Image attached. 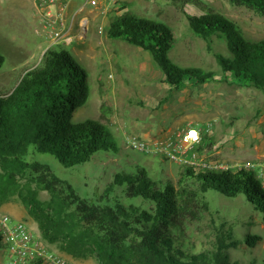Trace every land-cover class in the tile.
<instances>
[{
	"label": "rangeland",
	"instance_id": "1",
	"mask_svg": "<svg viewBox=\"0 0 264 264\" xmlns=\"http://www.w3.org/2000/svg\"><path fill=\"white\" fill-rule=\"evenodd\" d=\"M73 1L71 14L84 2ZM200 1L233 22L245 40H264V18L252 10L232 5L229 0ZM29 2L0 0V54L4 59L0 68V94L9 93L23 70L39 63L50 42L40 13V24L36 26L31 19L19 14V10L29 13ZM124 7L129 14L166 24L173 34L170 59L182 68L212 72L214 80L196 84L195 80L186 79L182 88L172 90L148 52L106 36L114 12L102 19V15L96 16L97 10L92 9L87 14L90 8L86 7L76 17H70L71 14L65 17L71 43L61 42L51 48L68 51L87 75L88 99L72 112L70 122L105 124L118 150L98 151L90 161L69 168L63 167L51 155L37 153L31 147L24 159L48 165L58 178L67 181L81 198L90 202L99 200L115 174L129 173L136 167L143 168L148 178L160 188L171 183L176 189L185 187L197 191V184L192 179L182 178V166L131 149L125 143L129 136L163 139L194 124L196 128L209 130V163L230 170L244 162L264 163V91L239 84L231 75L223 74L216 55L228 54L225 41L213 38L207 43L189 28L186 17L202 14L198 7L191 0H127ZM95 17H99L98 21ZM101 27L102 34H99ZM19 182L23 188L25 180ZM113 191L107 201L100 204H111L115 199L126 206L140 203L139 198L123 196L117 187ZM38 199L46 201L49 196L45 191H38ZM204 199L209 210L202 212L200 219L185 221L183 250L188 253L213 251L218 234L225 236V232L230 231L232 238L239 241L236 248L226 250L230 260L239 264L260 263L264 259L263 215L242 195L227 198L209 190ZM2 204L16 206L23 212L30 233L45 250L74 264H100L91 251L84 258H73L61 252L58 244L43 242L37 224L28 216L19 194L8 195ZM247 235L259 236L260 240L249 247L243 242ZM5 256L1 246L0 264H5Z\"/></svg>",
	"mask_w": 264,
	"mask_h": 264
},
{
	"label": "trees",
	"instance_id": "2",
	"mask_svg": "<svg viewBox=\"0 0 264 264\" xmlns=\"http://www.w3.org/2000/svg\"><path fill=\"white\" fill-rule=\"evenodd\" d=\"M191 1L202 12L187 15L191 31L207 43L213 38L226 43L228 54L216 55L223 74L264 91V40H245L233 22L200 0ZM229 2L264 18V0ZM105 32L109 39L148 52L172 90L182 88L186 79L196 84L214 80L212 72L182 68L170 59L173 34L164 23L123 12L113 16ZM3 62L0 54V68ZM88 95L85 71L62 48H47L37 65L23 70L9 93L0 94V205L8 195L19 194L43 242L58 244L61 252L73 258H84L91 251L100 264H239L226 253L239 245L230 231L225 236L218 234L213 251L199 253L183 250L182 237L185 221L200 219L202 212L209 210L204 201L209 190L227 198L242 195L264 217V189L255 171L184 167L181 176L197 184L195 191L176 189L171 183L160 188L143 168L136 167L115 174L99 200L90 202L48 165L24 159L31 147L69 168L90 161L98 151L117 152L105 124L70 122L72 112L85 104ZM205 139L210 149L211 139ZM19 180H25L23 188ZM115 187L127 198H139V205L126 206L116 199L100 204ZM38 191H45L49 199H38ZM259 240V236L247 235L243 242L253 247ZM258 264H264V259Z\"/></svg>",
	"mask_w": 264,
	"mask_h": 264
},
{
	"label": "built area",
	"instance_id": "3",
	"mask_svg": "<svg viewBox=\"0 0 264 264\" xmlns=\"http://www.w3.org/2000/svg\"><path fill=\"white\" fill-rule=\"evenodd\" d=\"M38 13L43 17L45 27L48 29L50 42L47 48L61 42L71 43L68 37L66 24L67 8L71 0H33ZM127 0H84L77 7V13L86 7L97 10L102 17L108 13L125 12L124 2ZM102 34V27L98 31ZM209 132V130H208ZM202 128L189 124L183 129L172 133L163 139H141L126 137L125 143L142 154L159 157L173 162L182 168L228 169L224 166H215L209 163L207 157L209 141L205 136H210ZM239 167L258 173L261 187L264 189V163L244 162ZM1 244L5 249V264H74L60 255L45 250L30 233L29 228L22 221H13L7 215L0 213Z\"/></svg>",
	"mask_w": 264,
	"mask_h": 264
},
{
	"label": "crops",
	"instance_id": "4",
	"mask_svg": "<svg viewBox=\"0 0 264 264\" xmlns=\"http://www.w3.org/2000/svg\"><path fill=\"white\" fill-rule=\"evenodd\" d=\"M29 1H30L29 2L30 3V5H29L30 9L28 10L29 13L25 14L22 11H20L19 9H18L19 10L18 12L21 15L23 14V17H27V18L31 19V22H33L34 26L39 25L40 24V19H38L39 18V14H38V10H37L36 4H35V2L33 0H29ZM74 4L75 3H74L73 0L69 3L68 8H67L66 17H68L71 14L70 11L73 9ZM30 11H32V13ZM91 11H92V9H89V11H87V14H90L89 12H91ZM78 14H80V13H77V7H76V9L73 10V12L70 15V17H76ZM99 15L101 16V13H98V15H96V16H99ZM95 18H96V21H98L97 18H99V17H95ZM101 18L103 19V17H101ZM35 32H36V30H35ZM47 47H48V45L45 48H47ZM0 213L4 214V215H7L8 217H10L11 220L15 219L13 221H22L28 227V225H27L28 222L25 221L26 220V216L23 214V212L18 207L10 206V205H3L2 204L0 206Z\"/></svg>",
	"mask_w": 264,
	"mask_h": 264
}]
</instances>
